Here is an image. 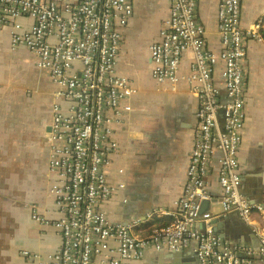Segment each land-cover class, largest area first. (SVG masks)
<instances>
[{
	"label": "built area",
	"instance_id": "1",
	"mask_svg": "<svg viewBox=\"0 0 264 264\" xmlns=\"http://www.w3.org/2000/svg\"><path fill=\"white\" fill-rule=\"evenodd\" d=\"M168 2L170 17L160 40L150 46L156 90L180 92L183 84L198 103V124L184 194L176 209L163 211L171 223L149 239L134 231L143 219L115 221L101 207L116 192L105 170L121 149L114 135L135 109L133 98L140 91L118 66L123 29L134 16L132 0H0V34L7 31L13 47H28L57 86L46 138L51 157L46 201L33 204L32 214L38 225L55 229L61 244L46 254L22 249L33 264H128L150 245L158 250L191 245L201 264H264L255 255L264 259V233L258 251L231 245L213 228L217 216L203 212L212 199L207 187L214 170L224 216L238 212L251 221L263 211L242 192L238 158L245 125L246 37L261 38L260 25L244 26L242 0H222L220 48L215 49L199 20L200 0ZM186 52L192 58L183 72ZM109 241L117 243L115 250Z\"/></svg>",
	"mask_w": 264,
	"mask_h": 264
},
{
	"label": "crops",
	"instance_id": "2",
	"mask_svg": "<svg viewBox=\"0 0 264 264\" xmlns=\"http://www.w3.org/2000/svg\"><path fill=\"white\" fill-rule=\"evenodd\" d=\"M221 1L201 0L199 5L200 22L206 27L215 49L220 48ZM132 3L134 17L123 29L125 45L118 66L122 73L132 77L140 91L133 98L135 109L128 114L127 123L118 127L114 135L121 149L114 153L112 163L105 170L116 192L101 207L115 221L131 223L143 219L134 229L137 232L143 224V228H147L172 221L163 211L176 209L177 201L184 194L188 157L198 124V103L184 91L183 84H180V92L156 90L150 46L160 40V31L170 17L168 0H132ZM242 20L250 29L255 24L260 25L261 38L246 37L245 125L238 154L241 189L251 202L261 205L263 211L253 214L251 221L238 212L224 216L223 189L214 170L207 187L212 199L205 201L203 212L217 216L212 224L226 242L249 245L258 251L264 233V0H243ZM191 58L192 54L186 52L183 72H188ZM55 88L48 73L38 69L36 57L29 48L24 45L13 48L9 33L2 32L0 187L6 185L10 191L4 193L0 189V215L12 217L17 229L11 233L5 224L0 227V240H8L10 247L4 253L0 243V264H27L28 260L20 254L23 248L46 254L56 251L61 244L54 228L33 222L23 207L25 201L46 199L49 166L41 138L46 115L52 114ZM29 89L37 91L35 98L27 93ZM204 228L205 225H200V229ZM138 235L149 237L145 232ZM107 246L115 250L117 243L109 241ZM255 255L258 261H264L258 252ZM130 264L201 263L191 245H182L179 250L168 245L158 250L150 245L140 259Z\"/></svg>",
	"mask_w": 264,
	"mask_h": 264
},
{
	"label": "rangeland",
	"instance_id": "3",
	"mask_svg": "<svg viewBox=\"0 0 264 264\" xmlns=\"http://www.w3.org/2000/svg\"><path fill=\"white\" fill-rule=\"evenodd\" d=\"M36 92H37V91H36L35 89H29V90L27 91V93H30V94H31L32 98H35ZM27 104H30V102H27ZM0 189H1V191H3L4 193H9V191H10V189L7 188L6 185H2V186L0 187ZM4 224H5V226H6L7 231H11V233L14 232V231L17 229V227H15V220H14L12 217H10L9 215H7V216L4 218ZM0 235H1V229H0ZM5 244H6V243H4L3 245H5ZM2 250L4 251V253H7V252L10 250V248H8V247H3Z\"/></svg>",
	"mask_w": 264,
	"mask_h": 264
},
{
	"label": "bare ground",
	"instance_id": "4",
	"mask_svg": "<svg viewBox=\"0 0 264 264\" xmlns=\"http://www.w3.org/2000/svg\"><path fill=\"white\" fill-rule=\"evenodd\" d=\"M200 2H201V0H200ZM200 2H199V5H200ZM222 2V1H221ZM169 3V2H168ZM133 4V3H132ZM170 4V3H169ZM242 5H243V0H242ZM198 10H199V7H198ZM134 17V16H133ZM240 17H241V20H242V12H241V15H240ZM25 19H22V21H24ZM199 20H200V14H199ZM242 22H243V20H242ZM244 24V23H243ZM29 25H31V21H29ZM204 26V25H203ZM245 26V25H244ZM205 27V26H204ZM205 29H206V27H205ZM207 32V31H206ZM219 33V32H218ZM219 37H220V35H219ZM11 45H12V43H11ZM13 47V46H12ZM17 47H19V46H17ZM17 47H13V48H17ZM31 51V50H30ZM32 52V51H31ZM247 55V54H246ZM246 58V57H245ZM36 62H37V58H36ZM37 67H38V69H40V70H43V71H45L44 69H41V68H39V66H38V64H37ZM49 75V74H48ZM49 78H50V81L53 83V81H52V78L50 77V75H49ZM54 84V83H53ZM55 85V84H54ZM57 90V86H56V88H55V91ZM55 91L53 92V94L55 93ZM55 99L57 100V97L55 96ZM246 106V100H245V104H244V107ZM126 123H127V121H126ZM51 132L50 131H48L47 132V134H50ZM47 147H48V150L50 149V145L48 144L47 145ZM51 153V152H50ZM51 160V157H49V160L48 161H50ZM30 201H34V200H30ZM28 202L29 201H25L24 203H23V205H26V206H28ZM107 213H108V211H106ZM56 213V212H55ZM55 213H53V215H55ZM260 213H262V212H260ZM108 215H109V213H108ZM110 216V215H109ZM32 220H33V218H32ZM207 225H208V223L206 222V224H205V227L207 228ZM214 228V230L215 231H217L216 229H215V227H213ZM157 232H158V230H155L154 231V233H152V234H150L149 235V239L150 238H152V237H154L156 234H157ZM217 232H219V231H217ZM220 233V232H219ZM29 248H23V250L24 251H26V250H28ZM31 252V251H30ZM32 253H33V250H32ZM142 257V256H141ZM140 257V258H141ZM139 258V259H140ZM27 264H33V260L32 261H28L27 262ZM128 264H130V262L128 263Z\"/></svg>",
	"mask_w": 264,
	"mask_h": 264
},
{
	"label": "water",
	"instance_id": "5",
	"mask_svg": "<svg viewBox=\"0 0 264 264\" xmlns=\"http://www.w3.org/2000/svg\"><path fill=\"white\" fill-rule=\"evenodd\" d=\"M46 187H47V186H46ZM46 187H45V189H47ZM124 187H125V185H124ZM0 201H2V200L0 199ZM45 201H46V199H45ZM45 201L41 202V201H38V200H34V201H29V202H28V206L23 205L24 209H25V208L27 209V211H28V213H29V216H30V219L33 218V214H32V210H33L32 207H34L33 204L38 203V204H40V205H43V203H44ZM263 202H264V199H263ZM6 216H7V215H0V227H3V225H4V218H5ZM226 219H227V217H225L224 220H226ZM33 222H35L34 219H33ZM213 222H214V220H213ZM218 233H219V232H218ZM219 234H220V233H219ZM223 237H224V236H223ZM224 238H225V237H224ZM0 243H1V244L6 243L5 245H3V247H8V248H10L9 245L7 244V243H8V240H0ZM21 251H22V250H21ZM21 251H20V254H21Z\"/></svg>",
	"mask_w": 264,
	"mask_h": 264
},
{
	"label": "flooded vegetation",
	"instance_id": "6",
	"mask_svg": "<svg viewBox=\"0 0 264 264\" xmlns=\"http://www.w3.org/2000/svg\"><path fill=\"white\" fill-rule=\"evenodd\" d=\"M51 124H52V114H51V112H49L47 115H46V123H45V126L43 127V133H42V138H41V140H42V142H43V145H44V147H45V149H46V151H47V156H48V160H49V157H50V154H49V150H48V147H47V145H48V143H47V141H46V135H48L47 134V132L48 131H51ZM43 149V148H42ZM44 150V149H43ZM45 151V150H44ZM46 153V152H45ZM46 157V156H45ZM48 166H49V161H48Z\"/></svg>",
	"mask_w": 264,
	"mask_h": 264
},
{
	"label": "trees",
	"instance_id": "7",
	"mask_svg": "<svg viewBox=\"0 0 264 264\" xmlns=\"http://www.w3.org/2000/svg\"><path fill=\"white\" fill-rule=\"evenodd\" d=\"M171 223V221L170 222H163V223H161V224H159L158 226H156V227H153V226H149V227H147V228H143V226H144V224L141 226V227H139L138 229H137V233L139 234V233H142V232H145V234L147 235V234H152V233H154V231L158 228H164V227H166V226H168L169 224Z\"/></svg>",
	"mask_w": 264,
	"mask_h": 264
}]
</instances>
